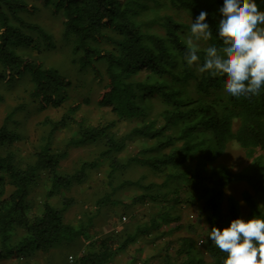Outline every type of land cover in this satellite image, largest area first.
Wrapping results in <instances>:
<instances>
[{"label":"trees","instance_id":"obj_1","mask_svg":"<svg viewBox=\"0 0 264 264\" xmlns=\"http://www.w3.org/2000/svg\"><path fill=\"white\" fill-rule=\"evenodd\" d=\"M42 2L51 14L59 15L60 39L69 47L71 63L80 70L87 69L96 80L104 78L97 104L108 107L115 120L93 126L83 119L71 118L70 113L78 108L73 104L69 115L58 120L45 116L41 124L47 130L40 137L32 161L22 164L17 160L12 147L24 136L17 114L28 104H33L37 112L61 107L69 98L71 81L57 67L29 55L31 50L38 55L55 45L52 35L41 25L23 17L24 12H33L36 6L24 0H0V85L4 86L0 103L5 101V92L20 80L27 85L26 99L11 106L0 122V264H34L31 258L35 253L56 250L59 260L66 264L68 258L73 259L67 256L66 248L71 249L81 238L88 248L78 253L71 264H111L129 245L163 225L180 229V216L175 210L182 203L194 204L198 200L204 205L207 230L202 250L196 247L194 236H182L174 255L169 253L173 246L167 245L165 249L169 250L158 264H222L225 254L207 238L211 227H226L236 217H264V155L257 154L264 150V88L257 95L233 97L224 91L225 77L201 73L197 62L189 66L183 59L190 24L201 10L208 13L206 22L212 38H193L199 48V64L203 63L206 47L221 46L217 24L222 0ZM171 12L184 13L190 22ZM155 105L158 111L153 115ZM117 121L132 124L128 134L118 136L112 131ZM70 122L77 126L75 134L58 151L51 146L53 136ZM131 137L149 143L121 161L118 154L127 149ZM97 143L103 148L96 159L81 161L74 171L60 173V161L69 148ZM231 143L244 150L250 160L248 165L238 171L212 165ZM103 159H109L110 186L97 200V211L131 187L138 193L130 195L128 201H151L161 207L147 223L122 231L115 228L89 241L90 217L76 225L64 220V213L73 203L71 197H64L60 206L47 199L85 182L88 170ZM130 165L163 174L162 181L144 183L138 178H122L123 172L118 171ZM44 175L49 188L35 212L30 193L44 181ZM236 182H245L250 188L240 198L246 213L241 201L229 196L222 214L225 188ZM189 231H196V227L190 226Z\"/></svg>","mask_w":264,"mask_h":264},{"label":"rangeland","instance_id":"obj_2","mask_svg":"<svg viewBox=\"0 0 264 264\" xmlns=\"http://www.w3.org/2000/svg\"><path fill=\"white\" fill-rule=\"evenodd\" d=\"M29 6H36L33 12H24L23 17L27 22L36 23L41 25L45 31L50 33L54 39L55 45L43 50L42 53H37L33 50L29 52L31 58L40 59L46 65H52L59 69V71L69 78L71 87L69 89V98L59 108L48 107L42 111L37 112L33 109V104H28L27 107L17 114V119L20 120V130L23 133V139L14 143L13 150L17 154V160L22 164L32 161L34 151L39 145L40 137L44 134L45 128L41 121L45 116L53 120L60 119L63 115H69L68 110L77 104L78 108L75 113H70L71 118L83 119L87 123L95 125H106L112 120H115L113 113L108 107L100 106L97 104V96L102 87V81L92 77L91 72L88 70H80L77 64L71 63L70 50L67 44H64L61 39V24L59 15H53L46 8L42 0H24ZM175 14L180 20L190 22L187 15L184 13L171 12ZM35 37V36H34ZM87 71V72H85ZM0 85V92L3 91ZM27 85L25 80L20 82L11 90L5 93V101L0 103V122L11 106L16 105L26 99ZM158 106L153 108V115H156ZM151 115V116H153ZM132 124L126 121H117L112 131L120 136L128 134ZM77 126L75 123L70 122L68 126L58 130L52 139L51 146L58 151L63 150L66 141L69 137L75 134ZM131 139V140H130ZM128 141L127 149L120 154L118 158L121 161H126L131 152L136 151L140 147L149 142L136 137H131ZM103 146L99 143L88 144L80 147H71L67 150V154L60 161V173H69L74 171L81 161H92L96 159ZM263 154L264 150H258L257 154ZM250 160L246 158L243 149L239 148L236 143H231L227 146L225 153L216 159L212 165H225L231 170L238 171L248 165ZM109 171V159L99 160L96 168L88 170V178L82 184H75L69 190H63L58 194L49 197L47 200L54 206H60L64 197H71L73 200L72 205L64 213V220L74 225L78 224L80 220L87 221L90 217L91 225L88 227L87 235L88 240L92 241L98 239L118 229H131L137 225L147 223L149 218L159 210V203L148 202H132L128 201L129 196L137 192L134 187L127 188L116 195L113 200L103 206L99 207L97 211V200L109 191L110 183H108L107 173ZM122 173L124 179H140L144 183L162 181L163 174H157L145 167L130 165L127 168L118 171ZM44 181L35 186L30 193V199L33 202V211H38L41 203L46 198L45 192L49 188V181L44 175ZM117 181L113 179L115 184ZM244 190H250L245 182H236L230 184L225 188L223 196L222 214H225L227 208V198L235 196L240 200L241 193ZM241 201V200H240ZM243 206V207H242ZM244 214L246 213V206L242 205ZM176 214L180 216L179 224L181 228H176L175 225H163L159 231L153 232L149 235L140 237L138 246L133 248L132 244L127 247L125 252L129 255L128 251L134 250L135 253H145L146 256L138 259L141 264H158L166 250L167 245L170 248L169 253L174 255V249L177 245L178 239L182 236L192 235L196 239V247L199 250L203 248V241L207 235L206 224L204 221L205 211L204 205L201 200L194 204L182 203L175 210ZM192 215V217H191ZM125 216L126 220L123 221L122 217ZM196 227V231L190 232L189 227ZM136 241V243H137ZM135 243V245H136ZM88 248L84 239L77 240L71 249L66 248L67 256L71 255L74 259L78 253H83ZM57 250L52 252H37L31 258L34 264H65V261L59 260L57 257ZM69 260L66 264H71L74 260ZM208 260V258L205 257ZM121 262V259L119 260ZM111 264H115L113 261ZM135 264V263H134Z\"/></svg>","mask_w":264,"mask_h":264},{"label":"clouds","instance_id":"obj_3","mask_svg":"<svg viewBox=\"0 0 264 264\" xmlns=\"http://www.w3.org/2000/svg\"><path fill=\"white\" fill-rule=\"evenodd\" d=\"M264 0H222L217 36L221 46L204 49L202 64L196 41L212 38L208 13L192 19L184 60L198 70L225 77L224 91L233 97L257 95L264 88ZM192 217V215H191ZM208 239L225 254L222 264H264V217H236L226 227L212 226ZM137 264V263H136ZM141 264V263H140Z\"/></svg>","mask_w":264,"mask_h":264},{"label":"crops","instance_id":"obj_4","mask_svg":"<svg viewBox=\"0 0 264 264\" xmlns=\"http://www.w3.org/2000/svg\"><path fill=\"white\" fill-rule=\"evenodd\" d=\"M132 246H133V248H135L136 246H138V242L136 243V245H135V243H133ZM126 251L127 250L118 254V256L114 259L115 264H134V263L136 264L139 262V260H138L139 258L141 259L142 256H144V257L146 256L145 253L137 252L138 250L135 253H132V252H134V250H131V253H130V251H128L129 255H127L125 253ZM120 259H121V262L119 261Z\"/></svg>","mask_w":264,"mask_h":264},{"label":"built area","instance_id":"obj_5","mask_svg":"<svg viewBox=\"0 0 264 264\" xmlns=\"http://www.w3.org/2000/svg\"><path fill=\"white\" fill-rule=\"evenodd\" d=\"M122 220L125 221V220H126V217L123 216V217H122ZM137 264H140V262H138Z\"/></svg>","mask_w":264,"mask_h":264}]
</instances>
